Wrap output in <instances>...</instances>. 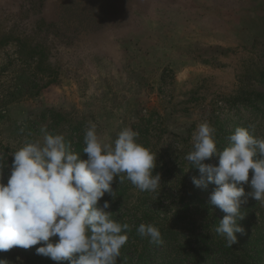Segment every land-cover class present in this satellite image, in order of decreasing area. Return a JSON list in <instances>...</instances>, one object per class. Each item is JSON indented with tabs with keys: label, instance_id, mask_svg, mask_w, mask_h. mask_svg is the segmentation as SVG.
Instances as JSON below:
<instances>
[{
	"label": "rangeland",
	"instance_id": "rangeland-1",
	"mask_svg": "<svg viewBox=\"0 0 264 264\" xmlns=\"http://www.w3.org/2000/svg\"><path fill=\"white\" fill-rule=\"evenodd\" d=\"M258 94L264 95V0H0L4 183L11 154L43 140L42 129L63 133L82 152L89 121L110 141L130 126L158 153L160 192L116 178L115 198L106 193L99 202L111 201L113 217L131 226L117 264L264 263V202L243 185L244 232L227 247L215 231L226 213L210 203L216 185L195 186L199 170L185 159L205 121L217 129L221 149L239 126L264 138ZM204 162L218 164L219 155ZM140 223L159 227L163 244L140 236ZM39 246L0 252V260L58 264L37 255Z\"/></svg>",
	"mask_w": 264,
	"mask_h": 264
},
{
	"label": "clouds",
	"instance_id": "clouds-1",
	"mask_svg": "<svg viewBox=\"0 0 264 264\" xmlns=\"http://www.w3.org/2000/svg\"><path fill=\"white\" fill-rule=\"evenodd\" d=\"M251 127H237L221 149L217 129L210 122L199 123L185 156L199 170L200 176L192 178L195 186L216 185L210 203L226 213L215 231L225 237L227 247L244 232L239 224L245 217L243 185L250 184L249 195L264 202V138L253 135ZM41 131L43 140L26 141L11 154L7 183L2 179L7 159L0 154V252L40 245L36 254L58 264H117L131 226L113 217L108 210L111 201L99 202L106 193L115 198L116 178L119 184L130 181L142 192H160L161 174H154L158 153L130 126L110 141L89 121L82 152L75 151L63 133ZM217 154L218 164L204 162ZM136 231L151 244L164 242L155 224L140 223Z\"/></svg>",
	"mask_w": 264,
	"mask_h": 264
},
{
	"label": "trees",
	"instance_id": "trees-1",
	"mask_svg": "<svg viewBox=\"0 0 264 264\" xmlns=\"http://www.w3.org/2000/svg\"><path fill=\"white\" fill-rule=\"evenodd\" d=\"M258 96H259L261 99H262V98L264 99V95H262V94H258ZM70 143H72V140H71ZM221 143H222V142L218 140V146H219L220 148L222 147ZM220 145H221V146H220ZM75 151H76V150H75ZM80 151H81V150H80ZM263 237H264V236H263ZM199 240H202V239L199 238ZM198 242H199V241H198ZM263 264H264V263H263Z\"/></svg>",
	"mask_w": 264,
	"mask_h": 264
}]
</instances>
